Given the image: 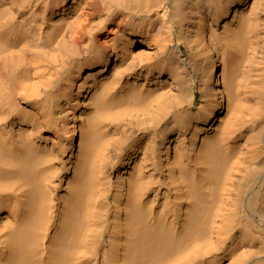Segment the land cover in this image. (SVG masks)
Returning <instances> with one entry per match:
<instances>
[{"label": "bare ground", "instance_id": "bare-ground-1", "mask_svg": "<svg viewBox=\"0 0 264 264\" xmlns=\"http://www.w3.org/2000/svg\"><path fill=\"white\" fill-rule=\"evenodd\" d=\"M0 264H264V0H0Z\"/></svg>", "mask_w": 264, "mask_h": 264}]
</instances>
